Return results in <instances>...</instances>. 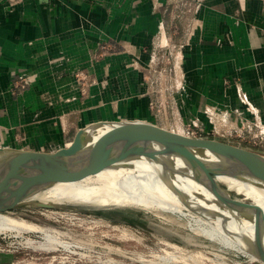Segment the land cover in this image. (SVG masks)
Returning a JSON list of instances; mask_svg holds the SVG:
<instances>
[{
    "label": "rangeland",
    "instance_id": "1",
    "mask_svg": "<svg viewBox=\"0 0 264 264\" xmlns=\"http://www.w3.org/2000/svg\"><path fill=\"white\" fill-rule=\"evenodd\" d=\"M232 1L68 0L65 4L73 3L75 10L97 17V21H83V28L92 35V40L88 37L87 42L83 41L80 62L70 57L75 53L65 52L61 59L63 67L57 70L75 77L80 93L78 103L66 98L60 100L73 107L59 116L64 118L66 125L61 135L56 128L58 125L53 126L50 122L52 126L48 133L38 130L26 138L22 129L32 124L19 123L15 128L12 122L6 121L5 111L0 109V147L43 151L55 148L61 143L58 135L61 138L71 136L76 122L90 109L82 110L78 104L84 105L91 96L90 88L96 83L95 65L103 64L97 70L103 72L101 90L104 93L111 64V60L107 63L106 60L112 57L114 64L118 63L119 69H115L112 78L117 91L124 83L122 62L117 59L122 60L124 56L123 59L128 61L130 95H138L137 86L144 83L146 91L141 89L139 95L145 99L151 124L264 154V114H260L246 92L242 90L238 99L246 116L220 114L217 108L208 105L201 114L199 109H189L188 100H193L191 95H185L186 81L201 78L211 63L209 60L219 50L232 48L230 29L234 20L224 18L226 12L234 15L235 7L229 4ZM55 7L52 4L51 8ZM27 69L13 68L7 89L9 95H1L2 98L7 97L13 102L24 98L33 85L31 76L26 74ZM222 83L225 89L238 86L237 81L230 79H223ZM104 96L98 95V108H104ZM112 103L115 113L116 97ZM113 120L103 118L100 121ZM43 122L46 121L40 123ZM66 207L76 210L24 207L6 213L26 225L50 230L54 246L50 250L44 247L47 241L40 231L18 228L2 233L0 264H258L232 249L219 250L220 245L191 234L184 226L177 225L181 219L173 215L133 209L105 210L107 207L97 204ZM58 233L61 234L57 236ZM170 253L176 257L171 259Z\"/></svg>",
    "mask_w": 264,
    "mask_h": 264
},
{
    "label": "crops",
    "instance_id": "2",
    "mask_svg": "<svg viewBox=\"0 0 264 264\" xmlns=\"http://www.w3.org/2000/svg\"><path fill=\"white\" fill-rule=\"evenodd\" d=\"M65 3H68V0H0V109L5 111L6 121L12 122L15 128L19 123L32 124L22 129L25 138L39 132L38 130L48 133L49 127L52 126L50 122L54 123L53 126L58 125L55 127L61 135L66 125L64 118L59 116L64 114L67 108L73 107L60 100L66 98L78 103L80 93L75 77L61 74L57 70L63 67L61 59L65 57V52L75 53L70 54V57L73 61L76 62L77 59L80 62L82 43L87 42L88 37L92 40V35L83 28L85 23L83 21H97V17L91 16L92 14L88 12L75 10L73 3L70 5ZM52 4L56 7L51 8ZM229 4L235 7L234 15L231 16L226 12L224 18L226 21L234 20L230 29L233 46L223 51L219 50L220 52L211 60L208 59L211 63L206 74L203 72L201 78L196 81H186L185 95H191L194 101L193 103L188 100L191 105L189 109H199L202 114V110L208 105L217 108L220 114L241 113L246 116V111H243L244 108L238 100L243 90L263 115L264 0H234ZM123 57L122 60L117 59V62H122L124 82L117 91L112 78L119 65L114 64V59L111 57L106 60V63L111 60V64L106 74L104 93L101 90L103 72L97 70L103 67L101 63L95 65L96 83L90 88L89 100H86L84 105L78 104V106L82 110L89 107L88 112L102 113V116H106L104 120H141L152 123L145 99L139 95L141 89H145L144 83L137 86L138 95H130L131 83L126 67L128 61ZM17 66L28 68L26 74L31 76L33 85L29 91H26L24 98H20L19 102H13L7 97L2 98L1 95H9L7 89L10 76L14 73L13 68ZM223 79L237 81L238 86L225 89ZM98 95H105L104 108L96 106L101 97ZM115 97L118 106L117 112L114 113L112 102ZM83 115L76 122V129L71 136L80 128L90 124V122L84 124ZM51 117L59 118L53 121ZM41 121L46 122L40 123ZM60 135H58L60 145L71 137L61 138Z\"/></svg>",
    "mask_w": 264,
    "mask_h": 264
},
{
    "label": "water",
    "instance_id": "3",
    "mask_svg": "<svg viewBox=\"0 0 264 264\" xmlns=\"http://www.w3.org/2000/svg\"><path fill=\"white\" fill-rule=\"evenodd\" d=\"M121 130H124V135H120ZM158 153L180 157L188 168V178L212 197V204L234 214L237 225L241 221L252 223L250 240L239 234L231 233L230 236L243 248L242 251L256 260L252 262L264 264L263 212L252 203L234 197L216 181V178L227 173L264 179V154L223 141L192 137L141 120L97 121L80 128L70 139L46 151L0 147V191L34 186L38 174L53 179L65 178L63 173L57 172L64 171L59 168L61 164L70 168L79 166L88 175H96L126 166L139 156ZM167 188L181 205L199 215L198 209L192 207L173 184ZM197 199L205 201L202 195ZM24 207L34 210H76L45 203L17 205L0 202V214L13 213Z\"/></svg>",
    "mask_w": 264,
    "mask_h": 264
},
{
    "label": "bare ground",
    "instance_id": "4",
    "mask_svg": "<svg viewBox=\"0 0 264 264\" xmlns=\"http://www.w3.org/2000/svg\"><path fill=\"white\" fill-rule=\"evenodd\" d=\"M84 115L86 114L84 113ZM84 117L86 123L106 118V116H102V113L98 114L94 111L88 112ZM123 132L119 131L120 135ZM59 168L64 171L57 172L63 173L65 178L53 179L38 174L35 177L36 184L34 186L0 191V202L17 205L45 203L73 207L97 204L107 207L104 208L105 210L133 209L158 215L169 214L181 219L177 225L184 226L191 234L200 236L217 246L220 245V248L217 247L219 250L226 249L222 247L231 248L235 253L248 257L251 261H256L242 251L243 248L230 236L231 233H234L247 236L250 240L252 223L241 221L237 225L234 214L212 204V197L188 178V168L180 157L160 153L157 155L145 154L129 161L126 166L116 167L96 175H88L89 173L79 166L70 168L61 164ZM69 178L72 181H67ZM216 181L227 192L252 203L264 214V179L240 173H227L216 178ZM172 184L188 199L192 207L198 209L199 215L181 205L177 197L167 188ZM200 195L205 201L197 199ZM18 228L43 232V236L46 238L44 240L47 241L44 247L47 246L46 249L50 250L54 246V238L52 241L50 230L26 225L6 213L0 214V234L16 231ZM52 232L55 233V231ZM54 233L53 235H55ZM59 234L61 233H58L57 236ZM58 242L56 245H59ZM69 246L71 247V245ZM62 247L65 248L64 245ZM175 249L178 248L175 247ZM170 255L171 253L169 257ZM173 257L176 256L171 255L170 258Z\"/></svg>",
    "mask_w": 264,
    "mask_h": 264
}]
</instances>
